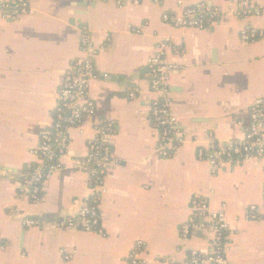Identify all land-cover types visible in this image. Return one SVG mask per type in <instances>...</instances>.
<instances>
[{"label":"crops","instance_id":"crops-1","mask_svg":"<svg viewBox=\"0 0 264 264\" xmlns=\"http://www.w3.org/2000/svg\"><path fill=\"white\" fill-rule=\"evenodd\" d=\"M178 1L121 7L103 0H30L31 12L19 19L0 14V264H133L140 241L139 259L148 264H184L192 249L207 247L202 232L189 240L181 236L197 194L213 210L226 207L233 228L229 264H264V161H224L213 173L198 157L212 141L242 140L253 106L264 100V37H242L246 28L264 31V8L244 18L225 0H183L186 6L211 4L223 15L205 29L178 28L162 18L178 10ZM84 35L101 48L95 58L99 78L90 86L96 111L70 127L65 166L34 203L22 195L21 180L38 161L33 151L41 132L52 128L59 90L83 55ZM166 40L172 44L168 60L176 66L169 85L172 112L185 138L171 158L158 153L148 77V62ZM104 122L113 124L114 133L100 201L103 231L70 229L65 225L77 217L90 186L89 174L74 161L87 155ZM252 204L259 219L246 217ZM25 218L38 223L27 226Z\"/></svg>","mask_w":264,"mask_h":264},{"label":"built area","instance_id":"built-area-1","mask_svg":"<svg viewBox=\"0 0 264 264\" xmlns=\"http://www.w3.org/2000/svg\"><path fill=\"white\" fill-rule=\"evenodd\" d=\"M113 1L118 6L138 5L142 0H103ZM160 3L162 0H153ZM225 0L236 15L247 18L258 16L263 12L264 0ZM31 12L30 0H0V14L3 18L19 19ZM222 11L211 4L200 2L186 6L183 0L178 1V10L165 12L163 21L178 28L205 29L222 16ZM245 41L264 37V31L246 28L242 31ZM83 55L66 73L58 93V106L53 117L52 128L41 132L40 147L33 151L38 158L34 165H29L21 180V192L32 202L42 199L46 181L65 166L63 158L67 155L70 143L69 129L80 125L85 115L96 111V102L90 96L91 82L99 78L95 68V58L100 51L86 35L80 41ZM170 41L160 43L158 52L148 62V77L152 101V118L159 130L158 153L163 158L174 157L185 141L179 136L178 119L172 112V99L169 85L175 64L168 60ZM264 100L259 99L253 106L251 123L244 138L240 141H212L206 148L198 150V157L207 160L213 173L218 171L221 162H242L244 160L261 159L264 161ZM114 129L111 122H104L97 127L96 135L89 141V151L83 158L74 163L89 174V191L79 203L76 218H71L65 225L67 228L85 232H102L100 201L106 191L105 177L111 167L112 148L110 140ZM264 203V190H263ZM192 215L181 225V236L185 240L202 232L207 241L204 249H192L184 264H229L227 259V236L232 226L227 218L226 207L213 210L209 200L199 194L191 202ZM248 219H259L258 206L250 205L246 210ZM200 220V222H198ZM27 226L38 222L34 218H25ZM64 225V224H63ZM0 245L2 240L0 236ZM144 243L138 242L133 250V264H148L139 259L144 253ZM70 256H67L69 258ZM165 264H180L176 260L165 261Z\"/></svg>","mask_w":264,"mask_h":264},{"label":"water","instance_id":"water-1","mask_svg":"<svg viewBox=\"0 0 264 264\" xmlns=\"http://www.w3.org/2000/svg\"><path fill=\"white\" fill-rule=\"evenodd\" d=\"M6 171H9V169H6Z\"/></svg>","mask_w":264,"mask_h":264}]
</instances>
